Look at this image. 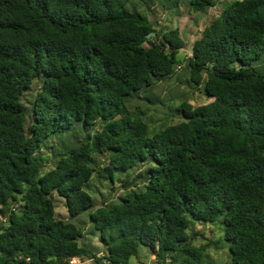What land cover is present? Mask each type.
Instances as JSON below:
<instances>
[{"label": "trees", "instance_id": "obj_1", "mask_svg": "<svg viewBox=\"0 0 264 264\" xmlns=\"http://www.w3.org/2000/svg\"><path fill=\"white\" fill-rule=\"evenodd\" d=\"M214 8L188 56L155 16ZM215 223L264 264V0H0V264H214Z\"/></svg>", "mask_w": 264, "mask_h": 264}, {"label": "rangeland", "instance_id": "obj_2", "mask_svg": "<svg viewBox=\"0 0 264 264\" xmlns=\"http://www.w3.org/2000/svg\"><path fill=\"white\" fill-rule=\"evenodd\" d=\"M218 8H214L210 11H208L207 13H201V14H194L192 17H188V18H181L179 16H172L169 15L166 12H160V11H156V18L157 20L160 22L161 25L167 23L169 25H171L172 27H179L180 30L182 31V37L186 43L185 49H184V54L185 55H191L192 53V42L194 40L195 36H200L201 35V31L204 30V28L206 27L210 16L217 12ZM150 18L153 19V16L150 15ZM183 53H181L180 58L179 59H183L184 55ZM163 87V89H161ZM158 88L155 93H161V97L164 95V92L166 91L165 88V84H163V86ZM202 88L204 89V85H202ZM194 104H205L208 102L207 97L205 98L204 95L197 93L195 96V99L192 101ZM91 189L95 191V195H98V199L100 198H105L102 196H106V194H108V187L106 183H101L100 181H98L96 178L92 181L91 183ZM99 193H101L99 195ZM198 229L203 228L202 226L198 225L197 226ZM205 234L207 236V238L213 239L217 242H219L220 244V248H219V252H215L212 251V257L214 260V264H228L229 263V243H226L223 241V234H224V228L222 225H218L217 223L213 224L212 226H206L205 227ZM86 236L88 237L85 242L88 245H94L97 246L99 249H101L99 242H98V237L97 236H91L89 234H86ZM79 264H95V262L93 260H86V261H79L77 262ZM150 264H156L155 263V257L152 256L150 259Z\"/></svg>", "mask_w": 264, "mask_h": 264}, {"label": "built area", "instance_id": "obj_3", "mask_svg": "<svg viewBox=\"0 0 264 264\" xmlns=\"http://www.w3.org/2000/svg\"><path fill=\"white\" fill-rule=\"evenodd\" d=\"M77 262H79V260H72V262H70L71 264H79V263H77Z\"/></svg>", "mask_w": 264, "mask_h": 264}, {"label": "water", "instance_id": "obj_4", "mask_svg": "<svg viewBox=\"0 0 264 264\" xmlns=\"http://www.w3.org/2000/svg\"><path fill=\"white\" fill-rule=\"evenodd\" d=\"M155 32L148 34V36L153 35Z\"/></svg>", "mask_w": 264, "mask_h": 264}]
</instances>
